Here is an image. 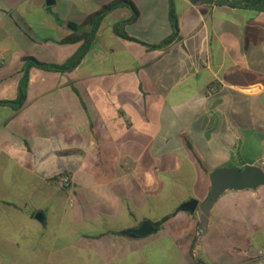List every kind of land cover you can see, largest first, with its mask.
<instances>
[{"label":"crops","instance_id":"1","mask_svg":"<svg viewBox=\"0 0 264 264\" xmlns=\"http://www.w3.org/2000/svg\"><path fill=\"white\" fill-rule=\"evenodd\" d=\"M115 1L0 0V264H264V186L223 194L197 243L180 210L215 169L264 170V12L126 0L72 71L31 67L4 104L25 59L64 64Z\"/></svg>","mask_w":264,"mask_h":264},{"label":"trees","instance_id":"2","mask_svg":"<svg viewBox=\"0 0 264 264\" xmlns=\"http://www.w3.org/2000/svg\"><path fill=\"white\" fill-rule=\"evenodd\" d=\"M194 2H196V0H192ZM217 2L219 4H226V5H230L234 8L237 9H248V10H253L255 12H264V0H217ZM123 5H127L131 8V10L136 13L134 6L126 0H118L113 2L112 4L105 6L103 8H101L99 11H97L96 13L88 16L84 23H83V27H87L89 28V32L88 33H83L81 35H74L72 37L67 38L66 40H64V42L66 43H79L82 42L81 47L79 48V50L77 51V53H75V55H73L70 59H68L64 64L61 65H55V64H42L37 62L35 59L33 58H27L25 59V62L27 63V65L25 66V68H23L22 70V76L21 79L19 81V86H18V97L17 100L13 103H4V104H11V105H16L17 107H20L24 100H25V95H26V89H27V83H28V71L31 67H36L38 69H42V70H46V71H50V72H56V73H67L72 71L81 61V59L83 58L84 54L86 53V51L88 50L90 43L92 41V38L95 34V32L97 31L100 22L103 20V18L110 13L112 10H114L115 8L119 7V6H123ZM173 22L175 23V18L171 17ZM115 34H117L120 38L124 39V40H128V41H134L133 39L129 38L125 33H120L118 30H114ZM168 42V40L166 41ZM159 47V46H156ZM196 220H197V215L196 213L191 214ZM170 218V216L168 217H164L161 220H159L158 222H155L153 224V227L155 229V231H159L163 228L164 223ZM123 235L126 236H130L131 234H129L128 231H125L123 233H121ZM197 235H198V229H197ZM133 236V235H131ZM197 239V236H196ZM195 239V240H196ZM196 247V243L193 246V250ZM195 259V263L196 264H203L200 260H198L197 258Z\"/></svg>","mask_w":264,"mask_h":264},{"label":"water","instance_id":"3","mask_svg":"<svg viewBox=\"0 0 264 264\" xmlns=\"http://www.w3.org/2000/svg\"><path fill=\"white\" fill-rule=\"evenodd\" d=\"M209 184L208 196L201 204L189 201L180 207V210L197 215L196 243L201 240L207 229L210 212L217 200L227 192L255 191L264 186V170L254 165H245L242 169H215L209 173ZM130 232L133 237H143L155 232V229L151 223L144 222L139 228Z\"/></svg>","mask_w":264,"mask_h":264},{"label":"built area","instance_id":"4","mask_svg":"<svg viewBox=\"0 0 264 264\" xmlns=\"http://www.w3.org/2000/svg\"><path fill=\"white\" fill-rule=\"evenodd\" d=\"M56 184L61 189H67L69 187L70 181L67 175H62L56 181ZM256 255L261 257L263 255V251H256ZM251 264H261L260 262H253Z\"/></svg>","mask_w":264,"mask_h":264}]
</instances>
